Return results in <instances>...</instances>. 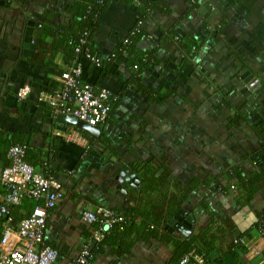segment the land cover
I'll return each mask as SVG.
<instances>
[{
    "label": "crops",
    "instance_id": "0c3cea01",
    "mask_svg": "<svg viewBox=\"0 0 264 264\" xmlns=\"http://www.w3.org/2000/svg\"><path fill=\"white\" fill-rule=\"evenodd\" d=\"M74 1L0 0V131L39 153L61 183L44 231V244L57 251L52 264H168L169 239L199 235L211 216L229 218L235 229L213 224L218 258L229 262L230 242L249 232L239 239L244 258L264 264V235L254 225L264 188L249 201L236 198L237 176L264 169V0H109L94 38L101 68L80 63L81 76L115 102L99 127L101 142L39 100L66 66L62 53L47 50L52 38L39 48L33 34L44 22L67 24ZM135 25L144 33L137 50L148 54L140 68L127 65L125 55L108 57ZM238 110L244 119L229 125ZM194 178L202 184L181 206L194 219L191 232L171 230L173 215L147 226L139 215L163 197L169 203ZM98 206L124 221L112 230L81 219L84 209ZM130 224L138 228L127 234Z\"/></svg>",
    "mask_w": 264,
    "mask_h": 264
},
{
    "label": "trees",
    "instance_id": "16d2710c",
    "mask_svg": "<svg viewBox=\"0 0 264 264\" xmlns=\"http://www.w3.org/2000/svg\"><path fill=\"white\" fill-rule=\"evenodd\" d=\"M109 0H75L67 7V12L70 14L69 21L67 24L63 25H54L52 23L44 22L33 34L34 44L39 48H44L45 45H49L47 43V39L52 38L51 44L47 48L49 52L56 54L57 52L63 54V62L65 66L73 65L76 63H90L94 65V67L101 68L99 66L100 62L91 61L87 54L92 57H96L99 60H102V57L98 56L95 47V34L99 29V14L105 8ZM124 2H130V0H120ZM222 21H220L221 23ZM221 25L216 27L213 31L216 38L220 37L221 34ZM144 33L140 27H135L129 33L127 37L122 39L119 44H117L116 48L113 49L109 58L114 59L121 55H125L127 58L126 64L130 65V67L140 68L142 65L148 62V57H146L145 52L137 50V41ZM193 44H195V39L193 38ZM46 48V47H45ZM76 49H79L76 50ZM100 58V59H99ZM145 58V59H144ZM144 60V61H143ZM47 65H52V63H46ZM62 72V71H61ZM81 80L83 82L89 83L93 85V83L89 82L87 79L81 76ZM61 87V83L57 85V89ZM55 88V89H56ZM55 89L52 90L55 91ZM110 102V111L114 107L115 102H113L112 97L109 100ZM51 108H49L50 110ZM50 112H53L52 109ZM110 114V112H109ZM108 119V118H107ZM106 119V121H107ZM244 116L241 111H235L233 115L228 117L229 125L239 123ZM105 121V122H106ZM104 124V123H103ZM103 124L98 125L101 127ZM82 133L88 136L86 131H82ZM98 141H100L101 136H98ZM20 144L25 146V154L24 159L35 167L38 171L47 177H52L57 180L56 175L49 171L46 168V164L44 160L39 157V153L31 152L29 149V145L23 143V141L18 140L16 138H9L3 132L0 131V168L6 167L10 165V160L7 157V151L13 145ZM33 153V154H32ZM43 165V166H42ZM39 166L44 169H40ZM45 166V167H44ZM136 167H138L136 165ZM237 180H239L238 185V202L249 201L252 199L253 195L261 188H264V169L254 172L249 179H245L240 175L237 176ZM59 181V180H58ZM202 184L201 180L198 178L192 179L186 186L179 187V191L177 194L172 195L169 199V203H165L166 198L161 200L160 203H157L150 212L142 213L139 216H142L144 220L147 221V226L153 225V228L158 226H162L164 221L173 215L181 206L188 200L189 193L191 191H196L198 186ZM165 201V202H164ZM203 203V201H202ZM35 205V201L30 198L22 199L19 205L13 206L10 208L8 213V217H10V224L16 225L20 219L27 216V214L32 210ZM139 213H137L138 215ZM258 220L256 221L255 228L259 230L264 235V209L262 212L257 214ZM209 224L200 232L199 235H189L185 238H170L171 244L173 245V257L170 259V263L168 264H179L180 259L190 253L194 252L202 256L203 263L202 264H247L248 262L245 260L244 256L247 252V247L244 245L241 240L242 237L248 236L249 232H244L240 236H236L232 239L229 245L228 259L229 262H226L224 258H218V255L215 254V242L217 238L220 239V235L216 234V230H213V224L216 222H220V228L224 225L226 230L233 233L235 231L232 230L234 227L231 225L229 218H217L216 216H211L208 219ZM115 226L112 227V230ZM135 225L124 226V231L128 234L132 230L135 229ZM138 228V227H137ZM212 231V232H211ZM109 236V235H108ZM107 237V235H106ZM105 239L107 240V238ZM238 238V239H236ZM236 239V240H235ZM262 258L264 259V251L262 252Z\"/></svg>",
    "mask_w": 264,
    "mask_h": 264
},
{
    "label": "built area",
    "instance_id": "2783aa9c",
    "mask_svg": "<svg viewBox=\"0 0 264 264\" xmlns=\"http://www.w3.org/2000/svg\"><path fill=\"white\" fill-rule=\"evenodd\" d=\"M87 57L98 64L96 57L89 54ZM81 72L79 62L66 66L59 74L61 87L40 93L39 100L47 103L54 114H71L91 126H98L109 116L111 95L104 88L83 82ZM25 92L26 89H21L18 95L22 97ZM24 154V145L11 146L7 151L10 165L0 168V264H52L57 251L44 244V231L47 212L61 197V183L36 170L24 159ZM24 198L32 199L35 205L27 216L11 225L7 216L10 208ZM80 217L87 223L107 227L124 221L122 215L105 206L84 209ZM202 263V256L193 251L179 261V264Z\"/></svg>",
    "mask_w": 264,
    "mask_h": 264
},
{
    "label": "water",
    "instance_id": "95a60500",
    "mask_svg": "<svg viewBox=\"0 0 264 264\" xmlns=\"http://www.w3.org/2000/svg\"><path fill=\"white\" fill-rule=\"evenodd\" d=\"M205 6L208 7L209 11L214 10V8L209 3H207ZM201 12L205 15V17L208 16L206 12L203 11ZM57 119H59L64 123L73 125L78 129L85 130L94 137H97L98 134L100 133V128L98 126H91L83 121L78 120L75 116L71 114H58ZM134 181L137 182L138 178L135 177ZM193 221H194L193 217L188 215L187 212H185L182 208H179L176 211V213L173 214L172 218L168 221V225L172 226L171 230L172 228H174L176 232H178L182 236H186L191 232Z\"/></svg>",
    "mask_w": 264,
    "mask_h": 264
}]
</instances>
